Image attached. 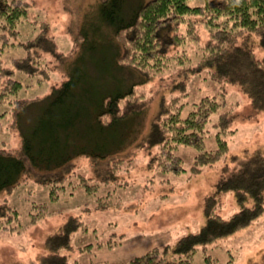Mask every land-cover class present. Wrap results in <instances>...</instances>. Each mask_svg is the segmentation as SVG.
<instances>
[{"label":"trees","instance_id":"16d2710c","mask_svg":"<svg viewBox=\"0 0 264 264\" xmlns=\"http://www.w3.org/2000/svg\"><path fill=\"white\" fill-rule=\"evenodd\" d=\"M97 1L99 20L109 27V42L117 45L113 59L115 68L129 70L141 80L124 90L100 95L91 109L84 111L89 137L83 140L70 132L75 117L68 115L76 107L74 90L80 85L79 71L74 67L68 70L61 84L53 86L43 98L23 96L33 82H43L53 70L41 51L52 53L57 60L65 56L54 51V38L46 33V24H41L34 15L39 33L10 43L20 34L19 25H34L28 21L31 3L0 0V134L12 130L19 137V144L13 150L4 149L1 146L4 141L0 140V193H10L31 178L48 186V200L55 201L58 190L75 175L73 159L79 155L96 160L103 182L114 179L118 163L123 159L118 158V143L112 141V137L116 138L118 132L120 140L122 125L143 109L144 103L135 94V86L167 69L178 68L188 79L179 80L172 89L185 92L186 82L206 71L212 81L221 84L222 90L192 102L184 113L182 94L174 92L172 102L151 121L141 146H159L155 162L163 171L183 170L181 158L173 151L179 144L198 150L192 165L194 173L215 165L228 154L225 136L236 130L235 115L227 107L226 85L237 86L250 99L252 109L264 110V62L254 52L255 47L264 50V0H147L131 3L127 16L122 13L127 0ZM202 33L206 34L205 40ZM75 36L76 45L86 42L83 24L77 25ZM10 46L20 47L23 55L4 59V51ZM190 46H196L192 49L195 59L181 67L184 60L188 61ZM63 59L64 66L67 58ZM190 75L193 78L189 79ZM33 108L37 109L34 113H41L37 114L34 126L29 127L24 118ZM211 129L215 132V147L202 149ZM231 159L232 167H225L227 174L216 184L215 195L205 201L206 218L199 230L184 235L173 245L151 248L129 262L117 264H192L198 247L234 234L262 215L264 146L245 156L233 155ZM76 184L91 195L97 188L81 175ZM227 191L234 193L239 209L224 218L214 209L216 196ZM248 199L251 203L247 206ZM100 205L104 207L105 203L100 202ZM30 208V224L46 214L45 204L30 202ZM20 217L15 207L5 198L0 199V231L20 233ZM82 226L83 222L71 215L58 230L46 235V251L39 257V264H70L61 251L71 248L72 234Z\"/></svg>","mask_w":264,"mask_h":264},{"label":"rangeland","instance_id":"374dc122","mask_svg":"<svg viewBox=\"0 0 264 264\" xmlns=\"http://www.w3.org/2000/svg\"><path fill=\"white\" fill-rule=\"evenodd\" d=\"M24 1L31 3L28 21L34 25H19L20 34L10 43L39 33L34 15L41 24H46V33L54 38L56 44L54 51L62 53L67 58V64L63 66L65 57L57 60L52 53L41 51L53 70L46 80L38 84L33 82L22 95L45 97L53 86L61 84L68 70L74 67L79 71L81 81L74 90L76 107L68 114L75 117L70 132L84 140L89 137L84 111L91 109L100 95L124 90L141 79L129 70L115 68L113 59L117 45L109 42V27L99 20L97 0ZM141 1L147 0H127L122 13L127 16L132 4ZM82 24L88 39L78 46L74 38L77 25ZM205 36L202 33L204 40ZM194 48L196 46L189 47L188 61L184 60L181 67L195 59ZM254 52L264 62V50L255 47ZM21 55L20 47L10 46L4 51L3 58L7 60ZM180 72L178 68L167 69L149 81L136 84L135 94L144 103L143 109L122 125L120 140L118 132L116 138L112 137V141L118 143V158L123 159L118 163L114 179L103 182V173L96 160L79 155L73 159L75 175L67 180L63 189L58 190L55 201L48 200V186L40 185L31 178L27 183L21 182L10 193H0V199L5 198L19 211L22 224L18 234L0 231V264H39V257L46 251L45 236L58 230L71 215L78 217L83 226L72 234L71 248L61 251L70 264L126 263L151 248L162 249L173 245L184 235L201 228L206 218L205 201L215 195L216 184L227 174L225 167H232L231 157L245 156L247 152L264 146V110L252 109L250 99L237 86L226 85L227 107L235 115L233 125L236 130L225 136L228 154L215 165L194 173L192 165L198 150L179 144L173 151L181 158L183 170L177 173L163 171L155 162L159 146H141L151 121L172 102L176 95L174 92L182 94L184 113L192 102L222 90L221 84L212 81L206 71L202 76L186 82L185 92L172 89L179 80H188ZM190 77L193 78V75ZM36 110L33 108L26 113L24 119L27 126H34L37 114L41 113H34ZM5 131L4 135L0 134V140L4 141L1 146L13 150L19 144L18 134L12 130ZM214 134L211 129L210 137L204 138L202 149L215 147ZM79 175L87 178L89 184L97 186L92 195L76 184ZM216 198L217 207L214 210L224 218L239 209L232 191ZM30 202L45 204L46 208V214L35 224H30L28 220ZM100 202L105 206L102 207ZM250 203L248 199L246 205ZM191 261L192 264H264V212L246 228L218 238L205 247H198Z\"/></svg>","mask_w":264,"mask_h":264}]
</instances>
